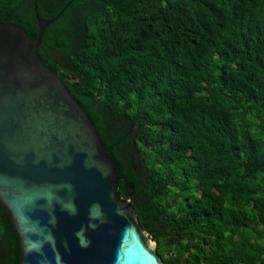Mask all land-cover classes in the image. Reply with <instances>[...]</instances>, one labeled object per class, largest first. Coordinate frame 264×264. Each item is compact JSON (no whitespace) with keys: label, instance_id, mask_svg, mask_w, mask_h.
<instances>
[{"label":"trees","instance_id":"trees-1","mask_svg":"<svg viewBox=\"0 0 264 264\" xmlns=\"http://www.w3.org/2000/svg\"><path fill=\"white\" fill-rule=\"evenodd\" d=\"M38 20L160 259L264 264V0H0V24ZM19 251L0 205V264Z\"/></svg>","mask_w":264,"mask_h":264},{"label":"water","instance_id":"water-1","mask_svg":"<svg viewBox=\"0 0 264 264\" xmlns=\"http://www.w3.org/2000/svg\"><path fill=\"white\" fill-rule=\"evenodd\" d=\"M50 22L38 20L35 39L0 24V205L18 264H165L117 195L95 126L38 58Z\"/></svg>","mask_w":264,"mask_h":264}]
</instances>
